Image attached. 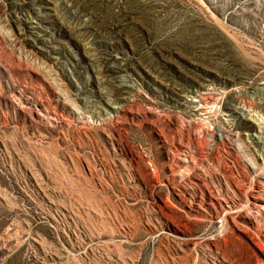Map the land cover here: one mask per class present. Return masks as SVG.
I'll use <instances>...</instances> for the list:
<instances>
[{"label": "rangeland", "instance_id": "1", "mask_svg": "<svg viewBox=\"0 0 264 264\" xmlns=\"http://www.w3.org/2000/svg\"><path fill=\"white\" fill-rule=\"evenodd\" d=\"M257 186L264 0H0V264H264Z\"/></svg>", "mask_w": 264, "mask_h": 264}, {"label": "bare ground", "instance_id": "2", "mask_svg": "<svg viewBox=\"0 0 264 264\" xmlns=\"http://www.w3.org/2000/svg\"><path fill=\"white\" fill-rule=\"evenodd\" d=\"M135 181V180H134ZM255 185V184H254ZM254 187V186H253ZM264 189L259 186L256 187L255 193L250 197L252 205L258 209V212H262L264 210V196L262 195V191ZM229 211V210H228ZM227 217V216H226Z\"/></svg>", "mask_w": 264, "mask_h": 264}]
</instances>
